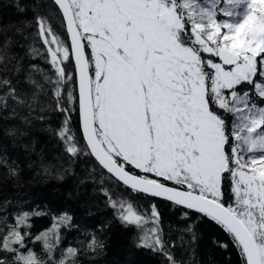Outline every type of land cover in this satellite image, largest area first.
Returning <instances> with one entry per match:
<instances>
[{
	"label": "snow or ice",
	"instance_id": "snow-or-ice-1",
	"mask_svg": "<svg viewBox=\"0 0 264 264\" xmlns=\"http://www.w3.org/2000/svg\"><path fill=\"white\" fill-rule=\"evenodd\" d=\"M54 3L63 32L37 15L36 35L54 69L44 78L65 113L59 136L66 151H84L68 128L78 110L86 154L108 173L134 192L209 218L232 237L242 264H264V106L254 99L264 102V0ZM0 86L9 89L0 103L8 97L27 103L8 80ZM105 195L122 222L141 230V246L180 264L155 204L141 212ZM27 220L24 213L0 228V252L12 254L10 264H67L75 256L69 248L53 259L56 226L32 238ZM26 238L42 240L48 259L28 248ZM99 247L95 238L89 244Z\"/></svg>",
	"mask_w": 264,
	"mask_h": 264
},
{
	"label": "trees",
	"instance_id": "trees-1",
	"mask_svg": "<svg viewBox=\"0 0 264 264\" xmlns=\"http://www.w3.org/2000/svg\"><path fill=\"white\" fill-rule=\"evenodd\" d=\"M37 15L49 17L53 27L63 32L54 0H0V55L6 57L0 62V80H8L27 101L19 104L8 97L0 103V228L6 231V225L15 224L24 213L32 238L56 226L58 240L49 241L55 245L52 258L58 261L69 248L75 249L67 264L73 260L75 264H169L161 252L141 246V230L119 219L107 192L116 200L133 202L141 212H150L155 204L163 237L175 242L169 251L180 264H242L232 237L215 222L133 192L104 171L86 154L89 149L78 110L71 112L68 128L84 151L76 156L66 151L59 136L65 113L58 110L44 78L54 76V69L43 58L46 48L36 35ZM32 81L43 87L37 88ZM68 89L72 90L71 84ZM8 90L0 86V96ZM254 99L264 106L258 97ZM225 118L231 121V116L225 114ZM32 238H26L27 247L47 260L43 241ZM94 238L102 244L95 251L89 248ZM0 259L10 264L12 254L0 252Z\"/></svg>",
	"mask_w": 264,
	"mask_h": 264
},
{
	"label": "water",
	"instance_id": "water-1",
	"mask_svg": "<svg viewBox=\"0 0 264 264\" xmlns=\"http://www.w3.org/2000/svg\"><path fill=\"white\" fill-rule=\"evenodd\" d=\"M82 129V128H81ZM86 142V141H85ZM89 151H90V149H89ZM93 158L95 159V157L93 156ZM96 160V159H95ZM96 162L99 164V162L96 160ZM100 165V164H99ZM101 166V165H100ZM101 168L104 170V171H106L107 172V170L106 169H104L102 166H101ZM108 173V172H107ZM114 180H116L118 183H120L122 186H124L123 184H122V182H119L112 174H110V173H108ZM124 187H126L127 189H129L127 186H124ZM129 190H131V189H129ZM132 191V190H131ZM134 192V191H133ZM136 193H138V192H136ZM138 194H141V195H144V196H146V197H149V198H152V199H155V200H159V201H163V202H166V203H169V204H171V205H174V206H176V207H179V208H181V209H184V210H187V211H189V212H192V213H195V212H193L192 210H188V209H185V208H183L182 206H179V205H175L174 203H172L171 201H167V200H165V199H163V198H160V197H151L150 195H147V194H144V193H138ZM196 214H199V213H196Z\"/></svg>",
	"mask_w": 264,
	"mask_h": 264
},
{
	"label": "rangeland",
	"instance_id": "rangeland-1",
	"mask_svg": "<svg viewBox=\"0 0 264 264\" xmlns=\"http://www.w3.org/2000/svg\"><path fill=\"white\" fill-rule=\"evenodd\" d=\"M218 18L227 19L226 17H222V14H221V16H220V17H218ZM250 155H252V154H250ZM257 155H259V154H257Z\"/></svg>",
	"mask_w": 264,
	"mask_h": 264
}]
</instances>
